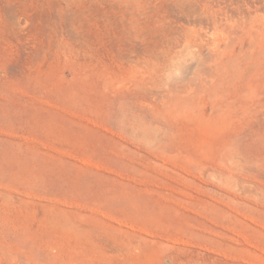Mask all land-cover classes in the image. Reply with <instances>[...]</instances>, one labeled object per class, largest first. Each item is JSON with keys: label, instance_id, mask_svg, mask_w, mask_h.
Masks as SVG:
<instances>
[{"label": "rangeland", "instance_id": "1", "mask_svg": "<svg viewBox=\"0 0 264 264\" xmlns=\"http://www.w3.org/2000/svg\"><path fill=\"white\" fill-rule=\"evenodd\" d=\"M171 8L0 0V264H264L249 39Z\"/></svg>", "mask_w": 264, "mask_h": 264}, {"label": "bare ground", "instance_id": "2", "mask_svg": "<svg viewBox=\"0 0 264 264\" xmlns=\"http://www.w3.org/2000/svg\"><path fill=\"white\" fill-rule=\"evenodd\" d=\"M170 2L172 6L171 10H173L176 13V15L178 14V16L187 17L186 19L189 22H190L189 17L192 16L193 14L192 11H196L198 8L199 11L198 10L197 11L199 12V17L197 18L195 17V19H199V22L203 25L205 24L207 26H212L213 27L212 32L215 36L217 35V37H220L218 35L220 33H222L223 36H228L230 40L232 39L231 41H229V43L233 42L234 40V41L241 42L242 44H244L246 40L249 39L250 48L248 51L244 52V53H250L251 54L250 60L252 59V64H249L247 66V80H263L260 91L262 93L261 104L264 106V13H260L258 11L259 9L263 8V6L261 5L260 7L259 4L261 2H264V0H168V3ZM254 6L256 8L255 14L252 13ZM230 9L232 11H236L239 17L234 18L233 15H230V12H229ZM171 18L172 17H168L165 21L159 22V25L157 26L158 28L155 27V30L163 31V32L172 31L173 33V30L180 28L179 26L177 28H174L176 26L174 25L175 24L174 22L177 23V21L171 20ZM186 19H184V21H186ZM232 20H233V23L231 22ZM194 23H198V22H193L192 24ZM201 24L198 23V25L200 26ZM182 27L186 29V34H185L186 39L188 40V42L191 43V45L192 44H195L198 46L202 45L204 40L201 34L195 33V30L193 28L186 27L185 25H183ZM178 30H177V33L182 31V29L179 32ZM170 35H173V34H170ZM154 36L156 37L157 33ZM182 36L185 37L184 35ZM173 38H177V37H173ZM178 39H181V38H178ZM170 41L168 42L169 44L172 43V41L171 42ZM221 41H222L221 38L216 39V44H220ZM170 45L172 46V44ZM181 45L182 43H180V46ZM162 49H166V48H162Z\"/></svg>", "mask_w": 264, "mask_h": 264}]
</instances>
